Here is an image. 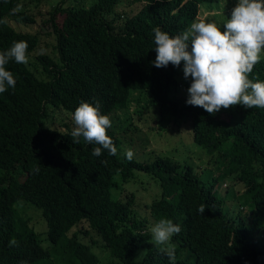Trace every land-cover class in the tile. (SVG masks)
Instances as JSON below:
<instances>
[{"label": "trees", "instance_id": "trees-1", "mask_svg": "<svg viewBox=\"0 0 264 264\" xmlns=\"http://www.w3.org/2000/svg\"><path fill=\"white\" fill-rule=\"evenodd\" d=\"M125 1L140 8L118 13ZM220 1L92 0L84 6L59 0L49 10L56 58L38 53L37 65L10 61L6 69L16 87L0 93V264H170L150 232L161 218L182 227L171 241L176 264H264V109L234 105L209 114L187 104L188 96L171 95L183 62L153 64V29L179 35L201 6L212 10ZM24 2L0 0V51L23 40L31 57L38 34L10 23L33 21L24 11L12 12ZM225 22L218 25L222 31ZM261 57L249 74L254 82L264 81V50ZM81 101H99L107 116L135 101L136 112L150 113L174 131L172 126L188 125L182 145L205 166L153 152L151 161L138 153L128 161L112 126L106 131L118 154L92 155L99 145L83 137L73 143V129L51 123L49 108L73 115ZM143 177L157 187L145 204L136 190L147 189ZM224 179L230 188L222 186ZM27 207L40 211L37 225ZM96 238L106 261L93 250Z\"/></svg>", "mask_w": 264, "mask_h": 264}, {"label": "clouds", "instance_id": "clouds-1", "mask_svg": "<svg viewBox=\"0 0 264 264\" xmlns=\"http://www.w3.org/2000/svg\"><path fill=\"white\" fill-rule=\"evenodd\" d=\"M22 10L23 4L18 3L12 12ZM222 27L223 31L213 22H194L176 36L160 28L153 29L156 51L153 64L158 68L167 67L169 63L178 67L183 62L185 79L192 78L186 103L199 106L209 114L234 105L264 109V81L249 79L264 50V0H238ZM27 49L28 43L20 40L0 51V93L16 87V80L6 65L10 61L28 64L31 57ZM45 53L46 49L41 48L40 55ZM72 118L73 143H79L83 137L86 143L99 145L92 150L94 156L99 157L104 151L112 156L118 154L106 131L112 123L100 112L99 101L95 105L81 101ZM134 155L131 149L125 152L128 161H132ZM204 210L205 205L198 208L201 213ZM181 231L180 224L167 218L159 219L150 229L152 242L166 253L170 264H176V245L171 242L172 237Z\"/></svg>", "mask_w": 264, "mask_h": 264}, {"label": "rangeland", "instance_id": "rangeland-1", "mask_svg": "<svg viewBox=\"0 0 264 264\" xmlns=\"http://www.w3.org/2000/svg\"><path fill=\"white\" fill-rule=\"evenodd\" d=\"M59 0H26L23 4V10L29 17L33 19L32 22H17L14 19L10 18V23L12 26H14L16 29H19L24 32H31V33H37L38 34V47L34 51V55H31V61L33 64L37 65L38 61L35 59V55L40 53V49L44 48L46 49L47 55L56 58V49H55V34L52 32V29L49 25V23L46 21L49 17V10L58 2ZM92 0H68L69 4H76V5H84L87 6L91 3ZM238 4V0H221L219 2V5L215 9H208L205 6H201L199 9V13L195 19L194 22H213L217 25H220L221 23L227 21V19L230 17L232 9ZM140 3L133 2L128 3L127 1L121 3L117 7V12L123 14L122 12H134L138 8H140ZM61 16H57V21L61 20ZM122 19V18H121ZM120 22V21H119ZM117 20V23H119ZM178 81L179 86L178 89L173 90L171 92V95L174 98L180 99L185 98L188 96L187 89L190 86L192 82L191 76H189L187 79L184 77L183 69H180L178 72ZM138 107L135 101H132L130 105L122 110H116L108 116L110 118V121L112 123V128L117 130L120 134L121 138V145L119 147L120 155L122 156L126 150L130 149L131 147L135 148L136 151L133 152L138 153L140 157L145 159L146 161H151L153 159L152 153H156L155 155H170V157L174 160H177L181 163L188 162L193 164L196 167H199L201 164V161H199L197 154H190L188 153L187 144L182 145V142L187 141L189 139V129L188 125H185L183 123L178 124L176 127L172 126L174 129L170 127L168 123H161L158 122L157 118L152 119V115L150 113H147L143 116L144 112L139 114L135 111V109ZM50 115H52V127H57L59 130L65 131L69 128L73 129L75 127L74 121H73V115L66 111L65 109L61 108L62 113H58L57 110H54L53 108H49ZM171 122V121H170ZM68 125V127H67ZM163 129V127H165ZM163 129V130H162ZM193 144V143H192ZM176 147V148H174ZM165 148L173 149L172 151L166 150L162 152V150H165ZM178 151V154H175L174 152ZM148 154H147V153ZM154 155V156H155ZM205 166V164H203ZM212 170V167H211ZM219 181H221V177L218 178ZM155 179H148L146 177H143V179L140 180V183H149L146 190H137V194L139 193L141 195L142 202L149 203L151 198L147 197V194H151L157 192V187L152 189V184L155 183ZM226 184V185H224ZM155 185V184H154ZM218 186L221 187V184H218ZM225 188H230L227 179H224V183L222 184ZM159 187V183H158ZM235 189L238 188V186H234ZM241 190V186L240 189ZM160 191V187H159ZM160 194V192H159ZM156 195V194H155ZM143 208H147L146 206H143ZM26 215L30 216L33 220H36L35 224H38L40 211L35 210L31 207H27ZM144 213H147V210L143 209ZM43 224L45 225L46 230V222L44 219H41ZM81 227L88 228L87 224L85 222H82L80 224ZM75 230V228H73ZM89 235L87 236V240L89 239ZM97 244L94 246L93 250L100 256L101 261L108 260L107 259V253L103 248L100 246V240L99 238H96ZM186 255V253H184ZM190 256L193 257V254L190 253ZM113 262H115L114 259H110Z\"/></svg>", "mask_w": 264, "mask_h": 264}]
</instances>
